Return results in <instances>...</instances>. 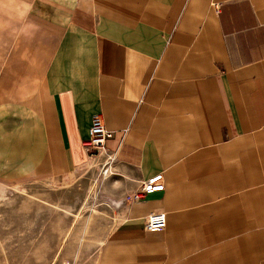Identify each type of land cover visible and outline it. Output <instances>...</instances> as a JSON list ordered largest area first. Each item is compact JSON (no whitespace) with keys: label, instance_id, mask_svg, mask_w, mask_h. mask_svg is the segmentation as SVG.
<instances>
[{"label":"crops","instance_id":"obj_1","mask_svg":"<svg viewBox=\"0 0 264 264\" xmlns=\"http://www.w3.org/2000/svg\"><path fill=\"white\" fill-rule=\"evenodd\" d=\"M109 156L113 219L75 264H264V0H0V181Z\"/></svg>","mask_w":264,"mask_h":264},{"label":"rangeland","instance_id":"obj_2","mask_svg":"<svg viewBox=\"0 0 264 264\" xmlns=\"http://www.w3.org/2000/svg\"><path fill=\"white\" fill-rule=\"evenodd\" d=\"M116 172L101 158L67 178L0 181V264H75L82 243L113 219L102 189Z\"/></svg>","mask_w":264,"mask_h":264},{"label":"built area","instance_id":"obj_3","mask_svg":"<svg viewBox=\"0 0 264 264\" xmlns=\"http://www.w3.org/2000/svg\"><path fill=\"white\" fill-rule=\"evenodd\" d=\"M111 137V133L106 129L101 116L96 115L92 119V125L90 128V138L84 142V147L87 151L103 152L107 140ZM108 161L112 163L116 161V158L109 156ZM111 173V168L107 169L105 174ZM112 174V173H111ZM165 184L163 182V175H158L149 179L146 182H142L141 189L132 195V200H141L145 196L154 192L163 191ZM167 226L166 214L156 213L150 215L145 223V230L148 232H159L165 230Z\"/></svg>","mask_w":264,"mask_h":264}]
</instances>
